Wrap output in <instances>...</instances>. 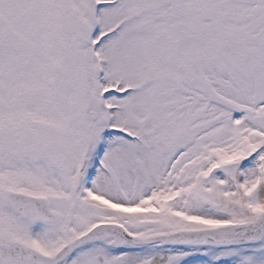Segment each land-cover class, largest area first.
Here are the masks:
<instances>
[{"label": "snow or ice", "instance_id": "snow-or-ice-1", "mask_svg": "<svg viewBox=\"0 0 264 264\" xmlns=\"http://www.w3.org/2000/svg\"><path fill=\"white\" fill-rule=\"evenodd\" d=\"M0 264H264V0H0Z\"/></svg>", "mask_w": 264, "mask_h": 264}]
</instances>
